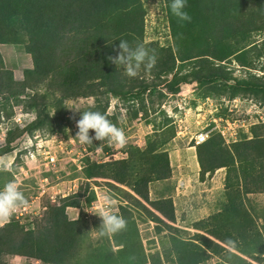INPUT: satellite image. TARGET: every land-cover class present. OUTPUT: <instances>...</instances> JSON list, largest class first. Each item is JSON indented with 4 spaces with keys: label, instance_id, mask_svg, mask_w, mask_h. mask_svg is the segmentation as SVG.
<instances>
[{
    "label": "trees",
    "instance_id": "1",
    "mask_svg": "<svg viewBox=\"0 0 264 264\" xmlns=\"http://www.w3.org/2000/svg\"><path fill=\"white\" fill-rule=\"evenodd\" d=\"M164 2L172 43L161 46L144 43L143 0H0V44L21 45L31 57V66L23 68L21 78L15 79L13 69L6 67L0 51V104L26 96L30 108L33 104L38 107L35 118L25 127L15 124L7 128L0 156L10 152L11 142L26 131H54L62 126L61 114L54 117L55 114L47 112V95L54 96L57 111L64 99L93 96L95 105L87 110L99 111L112 122L116 121L115 115L106 114L108 94L127 102L142 99L146 90L157 85L154 80L170 73L171 80L164 84L170 93L178 90L180 82L194 80L209 94L221 90L230 95L264 93L263 75L250 73L237 78L226 66L230 61L257 69L263 47L255 49L253 34L264 32V0H187L185 10L191 16L190 21H180L171 13L169 0ZM120 40L128 41L133 47L142 43L155 54L154 67L150 70L142 67L136 77L126 76L124 69L109 59L121 51ZM184 67H188L186 72H176ZM259 70L264 73V64ZM146 74L151 76L149 81ZM41 85L45 92L39 94L35 89ZM31 91L35 92L31 94ZM133 113L137 114L138 110L134 109ZM260 127L263 125L254 124L252 137L233 142L231 148L218 133L197 144L200 177L226 167L227 180L231 178V170L235 174L238 170L246 180L249 166L258 157L249 144L264 140ZM161 145L162 142L148 139L142 148L130 150L126 158L86 163L82 170L84 184L60 197L57 204H46L32 228H25L12 215L0 225V264H3L2 253L34 257L44 264H77L88 224L82 212L70 218L66 208H80L89 181L98 178L129 186L135 196L126 192L127 196L155 222L156 233L174 229L170 223L175 218L171 197H148V183L167 179L171 174L167 152L159 148ZM134 161L143 162L137 178L132 176ZM170 235L177 264H190L192 258L194 264L199 263L197 249L202 247L199 239H207L203 234L196 232L192 240ZM130 239H114L119 255L137 256L139 249L135 251L128 245ZM110 261L112 258L107 256L103 264Z\"/></svg>",
    "mask_w": 264,
    "mask_h": 264
},
{
    "label": "rangeland",
    "instance_id": "2",
    "mask_svg": "<svg viewBox=\"0 0 264 264\" xmlns=\"http://www.w3.org/2000/svg\"><path fill=\"white\" fill-rule=\"evenodd\" d=\"M143 5L146 10L144 43L161 46L171 44L164 0H143ZM253 40L256 42L255 49L263 47L262 57L256 62L257 69L241 67L229 61L226 66L234 77L244 78L250 73L264 76L263 71L259 70L260 65L264 64V32L254 33ZM1 45L6 67H11L15 79H20L22 69L31 66L30 55L21 45ZM187 70L188 67L178 68L176 72ZM145 77L148 81L151 78L148 74ZM171 78L170 73L160 80H154L157 85L150 91L146 90L142 99L140 97L127 102L108 94L106 114L115 115L116 121L111 123L125 133L126 142L121 145L94 139L91 144L84 145L91 154L98 152L93 158L108 161L126 158L130 150L142 148L148 139L162 142L159 148L167 152L171 174L167 179L151 180L148 183V197H171L175 218L170 223L174 229L156 233L155 222L141 206L135 207L132 199L127 196L126 192L135 196L129 186L108 183V180L101 178L90 180L87 192L81 197L80 208H66L70 218H76L82 212L88 224L82 235L77 264H103L107 256L112 261L106 264H177L170 234L181 240H192L194 234L200 232L207 238L199 239L202 247L197 249L200 260L197 264H220L222 261L228 264H247L244 259L231 253L229 248L247 254L252 251L262 252L264 249V140H254L249 144L258 157L254 165L249 166L246 180L238 170L237 174L231 170V178L227 180L226 167H220L211 174L206 173L201 178L194 145V137L198 133H207L208 136L218 133L224 144L231 148L233 142L252 137L251 128L254 124L263 125L260 131L264 135V93L230 95L221 90L209 94L195 80L180 82L178 90L170 93L166 91L164 84ZM35 91L39 94L45 92L44 86H39ZM46 100L47 112L55 114L54 117L61 114L62 126L54 131L37 129L24 132L11 142V151L0 156V160L10 165L9 170L0 171V188L8 182H15L26 197L27 203L16 209L18 212L22 210L23 215L13 213L14 217L18 215L17 219L25 228H32L41 218L46 204H57L60 197L75 192L85 182L83 168L76 167L67 157L63 158L60 154L57 164L51 166L45 163L46 159L41 152L48 151L61 142L67 146L78 143L74 137L78 130L76 121L83 111H87L88 106L95 105L94 97L64 99L62 107H59L60 111L54 106V96L47 95ZM56 100L60 101V98L57 97ZM29 103L28 97L19 96L0 104V133L4 127L13 128L15 122L19 123V128L25 127V123L28 124L35 118L38 107L33 104L30 108ZM134 109L138 110L137 114L133 113ZM92 134L93 130H90V135ZM4 144L5 138L3 136L2 139L0 135V146ZM38 144L42 148L40 154L34 149ZM132 152L137 155L136 151ZM30 153L34 156H30ZM113 154L118 155L114 157ZM134 163L132 176L137 178L143 170V162ZM256 187L259 189L253 190ZM105 194L113 196L116 203L112 211L126 220V227L117 233L98 237L96 228L100 226L102 218L86 209H90L95 198L93 204L98 207L103 203ZM144 204L148 205L147 202ZM11 216L0 219V225ZM116 238H131V244L128 245H132L135 251L139 249L137 256L119 255V246L114 242ZM247 248L252 250L248 251ZM258 257L261 256L255 258ZM1 258L3 264H44L34 257L13 253H2ZM262 259L263 262L256 260L264 264V257ZM189 261L194 264L195 258Z\"/></svg>",
    "mask_w": 264,
    "mask_h": 264
},
{
    "label": "clouds",
    "instance_id": "3",
    "mask_svg": "<svg viewBox=\"0 0 264 264\" xmlns=\"http://www.w3.org/2000/svg\"><path fill=\"white\" fill-rule=\"evenodd\" d=\"M186 4L187 0H169L168 7L171 13L180 21H190L191 16L185 10ZM119 49L121 51L115 56H110L109 59L115 65H120L128 77H136L142 67L145 70H150L156 63L155 54L151 53L142 43L133 47L128 41L120 40ZM67 107L78 110L76 107ZM15 124L19 125L16 122ZM76 124L78 130L74 137L81 144H91L94 139L99 141L108 140L121 145L126 142L125 133L99 111H83ZM90 130H93L92 135H90ZM9 169L10 165L6 161L0 160V171H7ZM25 203H27L26 197L15 182L4 184L0 188V219H7L13 215L19 206ZM115 203L116 201L111 194H105L103 196V204L100 207L86 209L98 214L102 218L100 226L96 228L98 237L117 233L126 227V220L112 211Z\"/></svg>",
    "mask_w": 264,
    "mask_h": 264
},
{
    "label": "built area",
    "instance_id": "4",
    "mask_svg": "<svg viewBox=\"0 0 264 264\" xmlns=\"http://www.w3.org/2000/svg\"><path fill=\"white\" fill-rule=\"evenodd\" d=\"M19 122H21L22 120H18ZM19 124V123H18ZM4 130L0 133L1 138L3 139V136L5 138V134H6V130L7 127L3 128ZM208 137L207 133H198L196 137H194V143L198 144L203 142L206 138ZM36 147L34 148L36 152H38V154H40L42 148L41 145H35ZM97 151L95 152V154H91L90 152H88L85 148L84 144L81 143H76L73 145V143L71 144V146H67L61 143H59L58 145H55L54 147H50V149L48 151H43L41 152V155H44L45 163H47L48 165L51 166H55L58 162L59 159V155L62 154L63 158H68L69 160L72 161V163L76 164V167L78 168H84V166L86 165V163L91 162L93 160L95 161H105V160H97L95 158H93V155H97ZM122 153V152H120ZM114 157H117L118 154H113ZM30 156H34V154L30 153ZM122 157V156H121ZM98 194L96 193V196ZM96 200V198L91 202V206L90 209H95L100 207L103 203L99 204V206L95 207V205L93 204V202ZM97 201H99V196H97ZM114 209V208H112ZM14 213H18V215H23L24 212H22V210H20V212L15 211ZM91 213V212H90ZM18 215H16V218L18 217Z\"/></svg>",
    "mask_w": 264,
    "mask_h": 264
},
{
    "label": "crops",
    "instance_id": "5",
    "mask_svg": "<svg viewBox=\"0 0 264 264\" xmlns=\"http://www.w3.org/2000/svg\"><path fill=\"white\" fill-rule=\"evenodd\" d=\"M2 45L0 44V47H1ZM0 51H1V48H0ZM220 241V240H219ZM230 249V251H231V253H235V255L236 256H239V257H241L242 259H244V261H245V263H249V264H261V263H258V261L256 260V259H258L259 261H261V262H263V259H262V257H264V249L262 250V252H256V251H252V253H250V254H247L246 252L245 253H240V252H236V251H234L233 249H231V248H229ZM247 250L248 251H251L252 249H249V248H247ZM261 256V257H258V258H255V257H253V256ZM215 257L217 258V259H220L217 255H215ZM222 263H225V264H228L226 261H222V262H220V264H222ZM216 264H218V262L216 263Z\"/></svg>",
    "mask_w": 264,
    "mask_h": 264
}]
</instances>
